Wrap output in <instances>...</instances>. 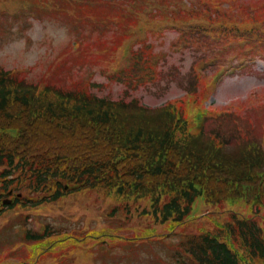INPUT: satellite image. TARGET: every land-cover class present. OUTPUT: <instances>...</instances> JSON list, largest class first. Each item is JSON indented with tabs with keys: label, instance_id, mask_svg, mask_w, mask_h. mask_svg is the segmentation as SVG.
I'll return each instance as SVG.
<instances>
[{
	"label": "trees",
	"instance_id": "trees-1",
	"mask_svg": "<svg viewBox=\"0 0 264 264\" xmlns=\"http://www.w3.org/2000/svg\"><path fill=\"white\" fill-rule=\"evenodd\" d=\"M178 115L173 105L38 92L0 68V204L12 186L53 200L65 181H76L121 197L150 196L153 215L180 224L202 194L214 203L264 198L261 142H233L219 129L195 134ZM223 229L186 236L190 259L179 264H264V229L256 221Z\"/></svg>",
	"mask_w": 264,
	"mask_h": 264
},
{
	"label": "rangeland",
	"instance_id": "rangeland-1",
	"mask_svg": "<svg viewBox=\"0 0 264 264\" xmlns=\"http://www.w3.org/2000/svg\"><path fill=\"white\" fill-rule=\"evenodd\" d=\"M91 1L93 0H47L45 6L41 0H37L30 2L32 8L27 12L23 10L28 0H21L16 11L15 0H0V65L7 69H25L26 72L23 73L34 82L46 81L73 89L83 85L100 96L134 99L152 107L173 105L187 115L185 97L188 92L197 89L199 81H196L193 87L186 88L185 83H180V78L173 77L170 72H173L175 76L184 73L187 75L188 71L192 72L195 64L201 60V53L208 48L205 44L216 42L195 35L187 43H176L183 35L182 23L188 18L184 12L185 7L177 8L178 13L182 15V19L177 20V23L173 22L175 20L170 15L173 8H162L157 14L160 30L149 29L146 33L142 32L144 40L138 42V44H152V59L157 60L158 63L157 76L151 78L144 76V79L140 80L139 73L134 71L130 73L133 81L129 78L118 79L106 73L103 62L93 58L97 55L86 52V49L88 45H91L92 49L97 47L93 42L95 37L93 34L98 35L95 29L101 33V37L98 35L100 42L108 45L114 43L116 36L127 35L125 32L129 23L122 21L124 14L117 13L118 5L111 0H97L104 6L97 5L95 2L90 3ZM145 1L143 0V3ZM189 1L198 2L199 0ZM88 3L90 4L84 9ZM224 3H227L229 9L240 8L252 15L257 14V18L264 17V0H230ZM111 4L116 12L109 7ZM119 10L134 13L139 9L136 7L126 9L119 6ZM88 11L105 17H109L111 13L112 16L107 22H104V17H101L99 21ZM73 41H76V44H73ZM119 48L125 52L130 51L129 40H125ZM106 53L107 50L103 49V54ZM111 54L113 55L112 51ZM255 56L260 58L254 65L253 73L223 75L218 88L212 92L209 99H205L206 103L212 105L211 110L216 109L208 117L205 126V129L208 127V132L221 128L223 135L228 136L230 133L223 129L226 128L231 132L239 133L240 131L247 138H263L264 140V120L262 121L260 111L253 107L254 104L251 101L253 97H256L254 100L257 102L261 100L260 95L264 92V50L256 53ZM140 59L141 55H137L138 69L149 70V66L144 62L141 63ZM115 68V65H111L110 71L115 72ZM221 72L222 69L218 71L214 81L218 79ZM205 114V108H195L189 118L190 126L194 129ZM80 194V192L72 194L74 199H67L57 207H46L32 212L28 220L20 218L21 215L15 212V207L6 210L0 216V264L7 262L67 264L74 260V257L68 259L67 257L77 254L71 248L63 254L60 252L67 243L76 247L82 246L78 250L82 255L87 256L82 257L81 263L73 261L72 264H165L170 260L176 250V241L179 237L140 246L128 244L127 247L124 246V250L113 249L109 245L112 244L111 240L116 238L115 234L124 228L114 227V234L97 228L111 223L144 224L149 222V219L138 216L124 218L125 215L121 212L114 214L113 218L103 211L108 198L103 193H97L95 204L93 198L82 200ZM203 205L205 200L200 196L194 204L189 219L198 218V209ZM38 208L31 209L35 211ZM109 209H112V206ZM22 220L25 221L24 225L39 230H42L45 223L50 222L54 227L73 230L72 235L65 237L69 232L63 231L55 234L54 237L50 236L51 239L48 242L27 243L23 236H28L29 231L24 232L26 228ZM169 226L172 228L171 224ZM187 231L193 230L188 227ZM154 235H156L154 228L147 227L139 230L132 239H148ZM54 250L56 251L53 252ZM130 255H139L140 259L131 258Z\"/></svg>",
	"mask_w": 264,
	"mask_h": 264
},
{
	"label": "water",
	"instance_id": "water-1",
	"mask_svg": "<svg viewBox=\"0 0 264 264\" xmlns=\"http://www.w3.org/2000/svg\"><path fill=\"white\" fill-rule=\"evenodd\" d=\"M7 201V200H6Z\"/></svg>",
	"mask_w": 264,
	"mask_h": 264
}]
</instances>
